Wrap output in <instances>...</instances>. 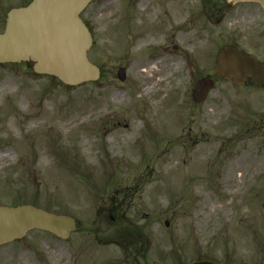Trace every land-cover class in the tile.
Here are the masks:
<instances>
[{"label":"rangeland","instance_id":"rangeland-1","mask_svg":"<svg viewBox=\"0 0 264 264\" xmlns=\"http://www.w3.org/2000/svg\"><path fill=\"white\" fill-rule=\"evenodd\" d=\"M30 1L0 0V32ZM125 1L96 0L83 15L96 81L71 86L32 61L0 64V205L78 222L67 240L31 230L0 245V264H264V86L215 72L226 44L264 60V33L241 18L244 5L218 14L203 0ZM161 44L182 58L163 61L180 65L149 91L135 60ZM208 76L215 86L196 103ZM101 213L127 222L108 229Z\"/></svg>","mask_w":264,"mask_h":264},{"label":"water","instance_id":"water-1","mask_svg":"<svg viewBox=\"0 0 264 264\" xmlns=\"http://www.w3.org/2000/svg\"><path fill=\"white\" fill-rule=\"evenodd\" d=\"M238 1V0H232ZM264 6V0H257ZM91 0H32L27 6L12 8L7 14L5 30L0 33V63L33 61L38 74L57 77L68 85L95 81L100 69L87 56L92 46L91 33L81 13ZM218 76L241 83L250 76L257 84L264 83L259 62L226 45L219 52ZM125 79V70H119ZM214 81L200 80L193 90V99L203 102ZM77 228L75 218L57 215L32 205L0 207V244L22 238L31 229H40L67 239ZM191 264H217L200 261Z\"/></svg>","mask_w":264,"mask_h":264},{"label":"bare ground","instance_id":"bare-ground-1","mask_svg":"<svg viewBox=\"0 0 264 264\" xmlns=\"http://www.w3.org/2000/svg\"><path fill=\"white\" fill-rule=\"evenodd\" d=\"M154 37H156V34L155 35L151 34V35L147 36V40L150 42V44H152V40ZM144 43L145 42H141L138 46V49L142 48L145 45ZM161 47H162V52L160 54L147 55V56H143V57H140V58L135 60V68H136L135 74H136V76L141 77L144 81L150 82L149 87H147V89L149 91H151L155 86H158V85L165 82V78L161 75V72L163 69H169V67L178 68V66L180 65L177 62V63H173L171 65L167 64V65H164L163 67H161L162 62L165 60L167 61L170 58H173L174 61L177 58H182V54H174L173 53L170 56L166 44H161ZM124 97H125L124 93H118V92L113 93L114 99H118V98L123 99ZM127 131L128 130H126L123 134L125 135ZM3 156H4L3 154H0V159ZM234 167L238 168V167L234 166L233 163H231L229 170H228V176L229 177L235 176L236 172H234ZM245 173H246L245 170L241 173V175H240L241 180H242L243 176L245 175Z\"/></svg>","mask_w":264,"mask_h":264},{"label":"flooded vegetation","instance_id":"flooded-vegetation-1","mask_svg":"<svg viewBox=\"0 0 264 264\" xmlns=\"http://www.w3.org/2000/svg\"><path fill=\"white\" fill-rule=\"evenodd\" d=\"M95 1L96 0H93L92 3ZM142 1L143 0H126L125 2L127 3V5L136 6V5L140 4ZM144 1H146V0H144ZM223 1H226V4L229 5V1H231V0H223ZM215 3H217V0H214V4ZM238 5H244L245 7H247V8H245L246 10H244V12L241 13V18L246 19L249 22L256 23V25L259 26V31H257V34L264 33V8L262 7V5L255 0H247V1H238V2L234 3L232 6H229V8H233V6H238ZM214 6H217V4H215ZM84 16H85V13H84ZM84 16H83V19H84L85 23L87 24V26L89 27ZM263 50H264V48H263ZM242 53H245V52H242ZM245 54H247V53H245ZM250 54L251 53H249V55ZM251 56H252V54H251ZM254 57H256V56H254ZM256 59L258 60L259 58L256 57ZM258 61L260 62L261 66L264 70V60L259 59ZM248 81H250L251 84H255L250 78H247L245 80V82H248ZM261 86H264V84L259 85V87H261ZM110 218L114 222L113 224L110 223L111 221L110 222L108 221L109 219H108L107 214H104V213L99 214V224L101 222H104L105 226L108 224V229H109V227L110 228L116 227V229H117V227L119 225H124L125 222H127L126 219H123L124 221H121V220L116 219L112 215ZM128 224H129V222H128ZM100 231H101V233H106L108 230L103 228V229H100Z\"/></svg>","mask_w":264,"mask_h":264}]
</instances>
